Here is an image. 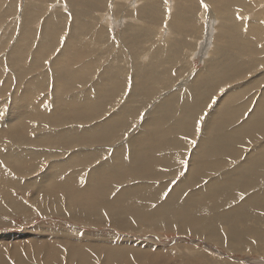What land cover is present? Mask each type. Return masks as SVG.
<instances>
[{
  "label": "rangeland",
  "instance_id": "rangeland-1",
  "mask_svg": "<svg viewBox=\"0 0 264 264\" xmlns=\"http://www.w3.org/2000/svg\"><path fill=\"white\" fill-rule=\"evenodd\" d=\"M263 111L264 0H0V264H264Z\"/></svg>",
  "mask_w": 264,
  "mask_h": 264
},
{
  "label": "bare ground",
  "instance_id": "bare-ground-1",
  "mask_svg": "<svg viewBox=\"0 0 264 264\" xmlns=\"http://www.w3.org/2000/svg\"><path fill=\"white\" fill-rule=\"evenodd\" d=\"M28 8V7H27ZM207 8H209V7H207ZM201 10V9H200ZM214 11V10H213ZM213 18V17H212ZM211 22V21H210ZM219 35H221V34H219ZM222 35H223V33H222ZM221 35V36H222ZM253 37V36H252ZM161 40V39H160ZM169 40V39H168ZM165 42H167L166 40H164V42L163 43H165ZM162 42H161V44H163ZM167 44V43H166ZM169 44V43H168ZM160 46V45H159ZM165 46V45H164ZM69 47V46H68ZM157 47V46H156ZM161 47H162V45H161ZM166 47H168L169 48V46H167L166 45ZM168 48H167V51H168ZM217 48V47H216ZM152 49V48H151ZM150 49V50H151ZM146 50H148V49H146ZM150 50H148L147 51V53H149V51ZM166 50V49H165ZM173 51V53H174V50H172ZM67 52V51H66ZM146 52V51H145ZM154 52V51H153ZM9 53V52H8ZM151 53H152V51H151ZM178 54V53H177ZM61 55V54H60ZM148 55V54H147ZM146 55V56H147ZM153 55V54H152ZM174 55H175V53H174ZM55 56V55H54ZM58 56H59V54H58ZM57 56V57H58ZM176 56V55H175ZM175 56L174 57H172V59L173 58H175ZM63 57H65V56H63L62 55V59H63ZM145 57V56H144ZM152 57V56H151ZM147 58H148V56H147ZM218 58V57H217ZM232 58V57H231ZM220 59V58H219ZM58 60H60V59H58ZM64 60V59H63ZM151 60V59H150ZM218 60V59H217ZM225 60V59H224ZM14 61V60H13ZM146 61V60H145ZM151 62H153V61H151ZM215 62V61H214ZM223 62V61H222ZM209 64V63H208ZM61 65V64H60ZM216 65V64H215ZM230 65V64H229ZM16 67V66H15ZM31 67H32V65H31ZM31 67L29 66V68L31 69ZM153 67V66H152ZM213 67V66H212ZM214 67H216V66H214ZM229 67V66H228ZM27 68H28V66H27ZM206 68V67H205ZM211 68V67H210ZM216 69V68H215ZM152 70V69H151ZM29 71V70H28ZM210 71V70H209ZM229 71V70H228ZM202 72V71H201ZM206 72V71H205ZM212 72H213V70H212ZM172 74V73H171ZM201 73H199V75H200ZM206 74V73H205ZM58 76V75H57ZM203 76V75H202ZM202 76H200L201 78H202ZM205 76V75H204ZM198 77V76H197ZM60 78V77H59ZM160 78H162L161 76H160ZM204 78V77H203ZM61 79V78H60ZM59 79V81H60V84H61V82H62V80H60ZM105 79H107V78H105ZM191 79V78H190ZM197 79V78H196ZM195 79V80H196ZM205 79V78H204ZM161 80H163V79H161ZM172 80V79H171ZM175 80V79H174ZM199 80V79H198ZM105 81V80H104ZM103 81V82H104ZM108 81V80H107ZM160 81V80H159ZM106 82V81H105ZM155 82H157V81H155ZM163 83L165 82V81H162ZM191 82V81H190ZM196 82V81H195ZM201 82H202V80H201ZM205 82V81H204ZM224 82V81H223ZM98 83H100V82H98ZM133 83V82H132ZM135 83V82H134ZM160 83H161V81H160ZM183 82H181V84H182ZM203 83V82H202ZM201 83V84H202ZM59 84V83H58ZM147 84H148V82H147ZM99 85V84H98ZM146 85V84H145ZM192 85H193V83H192ZM61 86V85H60ZM100 86V85H99ZM99 86H97V87H99ZM102 86V85H101ZM135 86H139V85H135ZM189 86V85H188ZM195 86V85H194ZM59 87V86H58ZM170 87V86H169ZM196 87H199V86H196ZM180 88V87H179ZM186 88V87H185ZM200 88V87H199ZM59 89V88H58ZM100 90H101V88H99ZM98 89V90H99ZM191 89V88H190ZM218 89V88H217ZM198 91V90H197ZM190 93V92H189ZM194 93V92H193ZM132 94V93H131ZM187 94V93H186ZM237 94V93H236ZM98 96V95H97ZM197 96V95H196ZM204 96V95H203ZM131 97V96H130ZM184 97V96H183ZM189 97V96H188ZM200 97V96H199ZM154 99V98H153ZM197 99V98H196ZM119 100V99H118ZM131 100V99H130ZM176 101V100H175ZM228 101V100H227ZM197 102V101H196ZM184 104V103H183ZM27 105V104H26ZM25 105V106H26ZM129 105V104H128ZM127 105V106H128ZM187 105V104H186ZM23 106V105H22ZM24 106V107H25ZM23 107V109H25ZM129 107V106H128ZM191 108V107H190ZM189 109V108H188ZM127 110V109H126ZM122 111H124V108L122 109ZM188 111V110H187ZM25 112V111H24ZM119 112V111H118ZM161 112V111H160ZM264 112V111H263ZM24 114V113H23ZM221 114V113H220ZM31 115H33V114H31ZM40 115V114H39ZM219 115V114H218ZM221 116V115H220ZM224 116V115H223ZM32 117V116H31ZM192 117V116H191ZM264 117V116H263ZM157 118V117H156ZM156 118L155 117H153L152 119H151V121H150V124L153 126L154 124H155V121H156ZM219 118V117H218ZM9 122H11V121H9ZM163 122V121H162ZM148 123V122H147ZM245 123V122H244ZM185 124H187V123H185ZM208 124V123H207ZM148 125V124H147ZM211 125V124H210ZM263 125V124H262ZM18 126V124H16V125H14V127L16 128ZM209 126V125H208ZM243 126V125H242ZM256 126V125H255ZM259 126V125H258ZM14 127H12L13 129H14ZM19 127V126H18ZM144 128V127H143ZM262 128V127H261ZM19 129V128H18ZM9 130H11V129H9ZM92 130V129H91ZM144 132V131H143ZM250 132V131H249ZM248 132V133H249ZM148 134V133H147ZM162 134V133H161ZM145 135V134H144ZM141 136H143V135H141ZM243 136V135H242ZM145 137H146V135H145ZM153 137V136H152ZM131 138V137H130ZM142 137H140V138H138V139H141ZM145 139V138H144ZM247 139V138H246ZM251 139V138H250ZM142 141V140H141ZM140 141V142H141ZM175 142V141H174ZM137 152V151H136ZM139 152V151H138ZM20 153V152H19ZM261 153V152H260ZM141 154V153H140ZM14 155V154H13ZM117 155V154H116ZM136 155V154H135ZM233 155V154H232ZM209 156H210V154H209ZM23 157V155L22 154H20V156L18 157L19 159H21ZM233 157V156H232ZM136 158V157H135ZM4 159V158H3ZM195 159V158H194ZM158 160V159H157ZM196 161V160H195ZM201 162V161H200ZM58 163H59V161H58ZM129 163V162H128ZM209 163V162H208ZM165 164V163H164ZM15 165V164H14ZM53 165V164H52ZM84 166V165H83ZM102 167L101 168H103V165H101ZM119 166V165H118ZM192 167H193V165H191ZM105 167V166H104ZM191 168V167H190ZM96 169V168H95ZM97 169H99V167L97 168ZM106 169H107V166H106ZM170 170V169H169ZM244 170V169H243ZM96 171V170H95ZM94 171V172H95ZM100 172H101V169L99 170ZM159 171V170H158ZM163 172V171H162ZM190 172V171H189ZM102 173H103V170H102ZM101 173V174H102ZM192 173V172H191ZM92 174V173H91ZM100 174V173H99ZM95 175H98V174H95ZM197 175V174H196ZM228 175V174H227ZM232 175V174H231ZM231 175H230V177H231ZM99 176V175H98ZM43 177V176H42ZM53 177V175L52 174H50L49 176H47V177H45V179L46 180H44V183H45V185H46V182L49 180V179H51ZM97 177V176H96ZM100 177H102V176H100ZM157 177V176H156ZM196 176H193V178H195ZM226 177H228V176H226ZM232 178H234V177H232ZM97 179H100V178H97ZM226 179V178H225ZM194 180H196V179H194ZM232 181V180H231ZM217 181H215V183H216ZM221 182V181H220ZM224 182V181H223ZM234 182V181H233ZM214 183V184H215ZM222 183V182H221ZM196 184V183H195ZM220 184V183H219ZM224 184V183H223ZM56 186L58 185V184H55ZM93 185V184H92ZM91 185V186H92ZM211 185V184H210ZM240 185V184H239ZM244 186V185H243ZM58 187V186H57ZM137 187V186H136ZM218 187V186H217ZM240 187L242 188V186L240 185ZM245 187H248V186H246L245 185ZM258 187V186H257ZM42 188V187H41ZM46 188L47 189H51V187H50V185H49V183H48V185H46ZM131 188V187H130ZM135 188V187H134ZM194 188V187H193ZM212 188V187H211ZM136 189V188H135ZM215 189V188H214ZM229 189V188H228ZM248 189V188H247ZM133 190V189H132ZM227 190V189H226ZM42 191V190H41ZM148 191V190H147ZM191 191V190H190ZM240 192V191H239ZM242 192V191H241ZM122 193V192H121ZM126 193V192H125ZM235 193V192H234ZM232 195V194H231ZM252 195V194H251ZM124 196H126V194H124ZM256 196V195H255ZM119 198H121L120 196H119ZM259 198V197H258ZM49 199V198H48ZM218 199V198H217ZM170 201V200H169ZM241 201V200H240ZM252 201V200H251ZM250 201V202H251ZM102 202V201H101ZM247 202V201H246ZM253 204V203H252ZM263 204V203H262ZM213 205V204H212ZM264 205V204H263ZM157 206V205H156ZM216 206V205H215ZM232 206V205H231ZM99 207V206H98ZM159 207V206H158ZM157 207V208H158ZM200 207V206H199ZM145 208V207H144ZM183 208V207H182ZM194 208V207H193ZM98 209V208H97ZM195 209V208H194ZM67 210V209H66ZM90 210V209H89ZM198 210V209H197ZM218 210V209H217ZM255 210V209H254ZM154 211H156L155 209H154ZM207 211H208V209H207ZM149 211H147V213H148ZM152 212V211H151ZM151 212H150V214H151ZM192 212V211H191ZM205 212V211H204ZM247 212V211H246ZM154 213V212H153ZM206 213H208V212H206ZM201 215H203V214H201ZM221 215V214H220ZM256 215V214H255ZM199 216V215H198ZM225 216V215H224ZM86 217V216H85ZM149 217V216H148ZM179 217V216H178ZM227 217V216H226ZM141 218H142V216H141ZM98 219V218H97ZM179 219H181V218H179ZM220 219V218H219ZM221 219H222V217H221ZM253 219V218H252ZM228 220V219H227ZM141 221V220H140ZM182 221V220H181ZM262 221V220H261ZM260 221V222H261ZM138 222V221H137ZM185 222V221H184ZM141 223V222H140ZM169 223V222H168ZM182 223V222H181ZM218 223V222H217ZM146 224V223H145ZM161 224H163V223H161ZM185 224V223H184ZM192 224V223H191ZM211 224V223H210ZM262 224H263V221H262ZM139 225V224H138ZM143 225V224H142ZM192 225H190V227H191ZM212 226V225H211ZM227 226H228V224H227ZM154 227V226H153ZM226 227V226H225ZM256 227H258V229H257V236H259V237H261L262 235H264V230H262L261 229V226H259V224H257V226ZM155 228V227H154ZM158 228H160V227H158ZM163 228V227H162ZM172 228V227H171ZM175 228V227H174ZM210 229V228H209ZM160 230V229H159ZM172 230V229H171ZM174 230H176V229H174ZM190 230V229H189ZM213 230V229H212ZM211 230V231H212ZM187 231V230H186ZM185 231V232H186ZM210 231V232H211ZM228 231V230H227ZM165 232V231H164ZM183 232V231H182ZM207 232H209V231H207ZM191 233V232H190ZM213 233V232H212ZM228 233V232H227ZM156 234V233H155ZM219 234V233H218ZM240 234V233H239ZM216 235V234H215ZM225 235V234H224ZM242 235V234H241ZM241 235H237V234H234V233H232L231 234V241H238L239 243L241 242V240H242V237H241ZM167 236V235H166ZM226 236H228V235H226ZM211 237H212V235H211ZM210 237V238H211ZM216 237H217V235H216ZM253 237V236H252ZM251 237V238H252ZM256 237V236H255ZM213 238H214V236H213ZM228 238V237H227ZM229 239V238H228ZM213 240H215V238L213 239ZM230 240V239H229ZM219 241V240H218ZM224 242H225V240H224ZM228 242V241H227ZM226 243V242H225ZM229 243H231V242H229ZM228 243V244H229ZM219 244V243H218ZM232 244V243H231ZM230 244V246H228V247H226L227 248V250H229V251H233V245L235 246L236 245V243L235 244H232L231 245ZM246 244H248V242L246 243ZM250 245H251V249H257V252H260L261 253V255L260 256H262V254H264V242L263 241H255V242H253V243H250ZM242 246V245H241ZM236 247V246H235ZM235 247H234V249H235ZM225 248V247H224ZM239 248V247H238ZM239 249H241V247L239 248ZM242 249H243V247H242ZM235 251V250H234ZM242 251V250H241ZM160 252V251H159ZM71 253V252H70ZM142 255V254H141ZM158 255V254H157ZM161 255V254H160ZM106 256V255H105ZM137 256V255H136ZM135 257V256H134ZM138 257V256H137ZM141 257V256H140ZM196 257V256H195ZM147 258H149V257H147ZM191 258V257H190ZM136 259V258H135ZM131 260H133V259H130L129 257H126V259H124L123 261H126V262H130L131 264H133V262L131 261ZM190 261V260H189ZM195 261V260H194ZM245 261H248V260H245ZM264 261V260H263ZM196 262V261H195ZM204 263V262H203ZM258 264V263H257Z\"/></svg>",
  "mask_w": 264,
  "mask_h": 264
},
{
  "label": "snow or ice",
  "instance_id": "snow-or-ice-1",
  "mask_svg": "<svg viewBox=\"0 0 264 264\" xmlns=\"http://www.w3.org/2000/svg\"><path fill=\"white\" fill-rule=\"evenodd\" d=\"M201 2L203 3V0H201ZM205 7H207V5H205Z\"/></svg>",
  "mask_w": 264,
  "mask_h": 264
},
{
  "label": "water",
  "instance_id": "water-1",
  "mask_svg": "<svg viewBox=\"0 0 264 264\" xmlns=\"http://www.w3.org/2000/svg\"><path fill=\"white\" fill-rule=\"evenodd\" d=\"M210 40V39H209ZM208 44H209V42H208Z\"/></svg>",
  "mask_w": 264,
  "mask_h": 264
}]
</instances>
